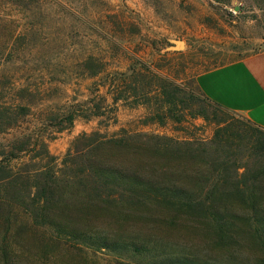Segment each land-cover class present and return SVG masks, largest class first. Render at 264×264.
<instances>
[{"label":"rangeland","instance_id":"374dc122","mask_svg":"<svg viewBox=\"0 0 264 264\" xmlns=\"http://www.w3.org/2000/svg\"><path fill=\"white\" fill-rule=\"evenodd\" d=\"M173 41L183 48L172 49ZM261 50L264 0H0V179L20 174L18 186L26 191L48 168L66 178L67 153L83 145L75 140L84 133L127 145H151L154 137L210 143L218 127L229 125V144L219 155L238 175L255 169V132L240 124L242 117L206 104L195 77ZM174 91L175 103L168 104L165 93ZM14 214L7 221L0 206V264L207 260L208 253L182 242L152 241L124 253L78 251L33 226L25 209ZM47 241L52 251L39 254L33 244Z\"/></svg>","mask_w":264,"mask_h":264},{"label":"trees","instance_id":"16d2710c","mask_svg":"<svg viewBox=\"0 0 264 264\" xmlns=\"http://www.w3.org/2000/svg\"><path fill=\"white\" fill-rule=\"evenodd\" d=\"M175 94L165 93L168 104L174 105ZM199 96L215 111L230 113ZM74 116H68L70 125ZM240 124L255 132L251 151L260 159L241 175L219 155L232 125L218 127L210 143L154 137L151 145H127L84 133L75 140L83 145L67 153L66 178L48 168L36 173L26 191L18 186L20 174L0 179V206L6 220L16 207L25 209L33 226L47 228L78 251L124 253L152 241L182 242L208 253L207 260L186 255L153 264H264V130ZM120 158L135 160L134 166L121 165ZM47 243L33 247L45 255L53 249Z\"/></svg>","mask_w":264,"mask_h":264},{"label":"crops","instance_id":"0c3cea01","mask_svg":"<svg viewBox=\"0 0 264 264\" xmlns=\"http://www.w3.org/2000/svg\"><path fill=\"white\" fill-rule=\"evenodd\" d=\"M195 87L208 102L264 130V50L201 72Z\"/></svg>","mask_w":264,"mask_h":264},{"label":"water","instance_id":"95a60500","mask_svg":"<svg viewBox=\"0 0 264 264\" xmlns=\"http://www.w3.org/2000/svg\"><path fill=\"white\" fill-rule=\"evenodd\" d=\"M174 46L172 47V49L175 50H180L183 48V43L180 41H173Z\"/></svg>","mask_w":264,"mask_h":264}]
</instances>
